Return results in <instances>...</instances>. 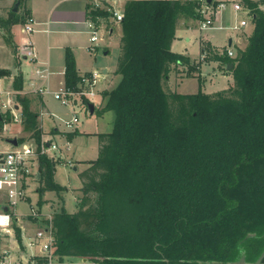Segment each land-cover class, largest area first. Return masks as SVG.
<instances>
[{"label": "trees", "instance_id": "trees-1", "mask_svg": "<svg viewBox=\"0 0 264 264\" xmlns=\"http://www.w3.org/2000/svg\"><path fill=\"white\" fill-rule=\"evenodd\" d=\"M203 2L126 1L119 80L102 92L100 110L114 113L113 128L97 134L98 157L79 173L77 211L66 210V187L55 179L60 158L38 156V205L54 191L61 206L51 218L29 217L51 226L59 254L97 264H236L242 257L254 264L264 251V0H241L254 29L235 57L209 44L201 48L205 61L234 64L233 85L214 93L169 91L165 82L174 68L192 71L201 64L173 51L172 43L180 19H203ZM28 15L12 10L0 16L5 41L18 56L11 27ZM111 17L108 7L87 5V18L97 26ZM83 75L91 72L80 74L67 48L64 86L89 89ZM11 76V69L0 68V78ZM24 80L17 73L14 90H23ZM16 101L25 130L40 147V112L26 94H16ZM11 121L9 111L1 115L0 133ZM15 222L12 214L22 244Z\"/></svg>", "mask_w": 264, "mask_h": 264}, {"label": "crops", "instance_id": "crops-1", "mask_svg": "<svg viewBox=\"0 0 264 264\" xmlns=\"http://www.w3.org/2000/svg\"><path fill=\"white\" fill-rule=\"evenodd\" d=\"M102 6L108 7L111 10H118L123 12L124 5L127 0H100ZM217 4L221 2H226L228 7L217 16L214 22V27L209 29H220V30H229V32L225 38L223 39V43H215L212 38L213 35H207L204 37L201 35L199 40V58L194 59L187 54L191 58L193 62H199L200 64V72L202 63L206 62L205 60H201V48L206 45H211L212 48L219 50L222 52L230 48L236 55L238 49H244L247 46V42L243 40V37L240 35L241 30H246V27L250 26L252 20L249 18L247 11H236L233 7L234 3H241V0H214ZM17 4V10H14ZM92 4V0H0V16L3 18L8 17L10 11H20L24 12L28 11V17H32L35 20L34 31L30 34H26L23 32V24H15L11 27V33L13 36V41L18 48V55L14 52V49L5 41L6 31L0 26V68H8L12 70L11 77H2L0 78V91H9L14 90L13 82L14 76L22 72L24 75V79L26 80L30 74V70L33 68V64H31L23 55H20V50L23 44L27 39H30L33 42V46L35 48L37 54V60L39 63H46L50 66L53 74L50 76L48 85L54 91L58 90L62 86H64V76H65V58H66V49L70 48L74 54L76 59V65L80 74L99 71L102 72L104 78L99 81L95 88L96 95L89 99L88 102L93 103L94 110L93 113L90 112L88 108V103L85 105V109L88 111L90 116L97 115L99 118L104 119L108 114V126L112 130V122L113 119L110 118L111 111H106L104 113H100V110L104 106L102 92L106 89H111L113 87L110 86V80L112 83L116 85L119 80V76L115 74V70L117 67L118 57L120 55V40L122 37V27L120 22L114 21L113 18L110 19L109 24H102L99 27V31H105L106 33L113 34L115 30V26L118 25L120 28L119 38V48H117L113 55H111L112 50L110 48V44L105 37L98 38L96 41H91V33L89 27L87 25V5ZM242 4V3H241ZM247 19L248 25L242 27L238 30L231 28L234 25L239 24L240 20ZM193 21V19H192ZM199 21V29H200V20ZM218 24V25H216ZM220 26L222 28H220ZM185 30H193L192 26H179V21L176 30V38L172 43V50L175 41L182 36L178 35V29ZM208 30V29H205ZM200 31H204L200 29ZM191 38H187V41H190ZM176 52V51H175ZM181 53V52H179ZM207 61H215L220 68L222 63L217 60H207ZM226 67L228 65H225ZM182 67V66H180ZM178 67V68H180ZM221 69V68H220ZM228 70V68H227ZM172 72V71H171ZM226 75H232L231 73H225ZM202 75V73H201ZM170 76V75H169ZM24 80V84H25ZM32 95L30 98L32 99V108L38 112L41 110L46 111L47 114L39 117L40 125L43 128H47V131H43V135L50 137L47 138L50 143H56L58 145V150L51 152V155L54 157H60L62 159L61 163L56 166L55 171V179L56 181L68 188V191H64V201L65 206H67L66 201V193H78V198L80 196L79 189L82 186V182L79 178V173L88 167L89 161L95 160L98 157L99 152V142H98V133L102 132H110L107 129H98L94 132H87L79 130L78 123L73 128H69L65 125L66 118L65 114H68V108H74L80 105L84 109V103H79L75 106H64L58 100H56L51 94L38 95V94H30ZM99 95V100L96 101V97ZM16 96V95H15ZM3 98H6L5 94L2 95ZM13 99V97H10ZM77 113V112H75ZM80 121V120H79ZM18 122L11 121L9 123H5L4 127L8 128L10 124H17ZM105 123V125H106ZM71 134V137L69 136ZM17 139L18 138H12ZM7 140L6 149L2 151L9 150L12 146L11 140ZM90 140L94 143L89 145ZM97 142V144H96ZM19 143V141H18ZM92 149V151L96 152V156L94 158H88L87 153L88 150ZM50 155V156H51ZM66 167H71L77 174L80 185L74 187L69 181L67 183L61 181L58 178V174L62 169ZM34 169H38L35 167ZM39 172V171H38ZM39 178L40 176L37 174L36 177H29L26 186V196L31 197L30 199L25 200L24 198L19 202H25L29 206L38 205L39 193ZM74 190V191H73ZM54 192V191H47ZM47 192L44 194V200L52 199L55 195L51 197H46ZM35 193V194H34ZM8 197L5 190H0V212L7 211L8 208ZM19 205V204H18ZM18 205L15 210L12 211L15 216L16 223L21 227V236L23 239V244L19 245L16 235L11 231L9 233H3L1 238V248H0V264L2 257L4 255V251H7L11 257V264H21V262L25 261V250L24 243L25 237L34 235L35 231L40 227L37 222L32 220L28 215L25 220L22 219L25 216L27 211H19ZM40 206V205H38ZM41 207V206H40ZM43 209H47L42 215L44 218H51V212L55 209L54 204H45L42 207ZM67 209V207H66ZM13 228V227H12Z\"/></svg>", "mask_w": 264, "mask_h": 264}, {"label": "built area", "instance_id": "built-area-1", "mask_svg": "<svg viewBox=\"0 0 264 264\" xmlns=\"http://www.w3.org/2000/svg\"><path fill=\"white\" fill-rule=\"evenodd\" d=\"M92 4L96 7H104L100 0H92ZM228 4L221 2L219 4L208 3L204 0L201 13L203 19L200 20V29H209L214 27V22L217 16L226 9ZM236 11H247L249 18L252 20V13L249 8H246L241 3H234L233 5ZM111 10V9H109ZM124 13L118 10H113V18L116 22L123 20ZM35 20L32 17H28L23 24V32L30 34L34 31ZM87 25L91 33V41L98 39L99 27L91 19H88ZM248 25L247 19L240 20L239 24L232 26L231 28L238 30ZM220 28H222L220 26ZM227 53L231 57H235L236 54L230 49H227ZM20 55H23L31 64L33 68L30 70L28 78L25 80L24 88L21 91H0V117L2 114H6L8 111L13 116L14 122L22 121L21 111L17 102L13 101L10 97L20 94H38L45 95L51 94L56 100H58L64 106H75L82 101V96H85L88 100L92 99L96 95L95 85L101 81L104 76L102 72H91L90 76L83 75V83L89 87V89H83L82 91H72L62 86L58 90L54 91L48 85L50 76L53 74L50 66L46 63H39L37 60V54L33 46V42L27 39L20 50ZM206 54H201V60H205ZM7 95V99H3L2 95ZM75 100H77L75 102ZM47 114L46 111L41 110L39 117ZM79 122L77 113H74L70 120L65 121V125L69 128H73ZM58 150L56 143H50L48 140H42L40 147L34 142L18 143L16 146H12L7 151H0V190H5L8 197V210L0 212V248L1 238L3 233H9L12 231V211L16 209L19 202L26 196V186L28 178L38 174L35 166L38 167V156L40 154L51 155V152ZM25 261L21 264H97V262L91 258L85 256H68L62 255L57 252L55 244V237L52 232L51 226H40L34 233V235L26 236L24 243ZM12 260L7 251H4V255L1 260V264H11Z\"/></svg>", "mask_w": 264, "mask_h": 264}, {"label": "rangeland", "instance_id": "rangeland-1", "mask_svg": "<svg viewBox=\"0 0 264 264\" xmlns=\"http://www.w3.org/2000/svg\"><path fill=\"white\" fill-rule=\"evenodd\" d=\"M187 24V26H192L194 29L193 30H185V29H178V35L182 36L181 38H178L173 46L174 51L176 52H181V53H187L189 54L194 60L198 59L200 54H199V40L201 35L204 37H207V35H213L214 37L212 40L215 43H223V39L225 36L231 32L229 30H220V29H208L204 31H200L199 27V21L193 19H180L179 20V26H184ZM218 25V24H216ZM254 29V24L251 22L250 26L246 27V30H241V36L243 37V40L247 42L248 36L252 33ZM120 28L118 25L115 26V30L113 34L106 33L104 30L99 31L98 38H103L108 40L110 44V48L112 50L111 55H113L114 51L119 48V38L118 35L120 34ZM191 38L190 41H187V38ZM196 63V62H192ZM221 68V69H220ZM220 68L218 67L217 63L215 61H206L202 63L201 67V72H200V66L197 67V70H190L188 66L185 67H180V68H174L172 72L170 73V76L165 82V87L169 91H176L178 93H196L198 90L201 88L202 91L206 93H214L226 88H229L231 85L234 83V78L232 75H226L225 73H230V70H227V67L222 64L220 65ZM202 73V75H201ZM110 86L113 87L115 86L114 83H112V80H110ZM96 86V85H95ZM12 91V90H9ZM27 96L31 97L32 95L26 94ZM7 96V95H6ZM13 101H16V96L13 95ZM3 98V97H2ZM99 95L96 97V101L99 100ZM6 99V98H3ZM86 103H84V109L80 105L76 106L74 108H68V114H65L66 120H70L74 113L77 112V115L79 117V123H78V128L79 130L82 131H87V132H94L97 131L98 129H107V131H112L110 130L111 128L108 126V114L104 119L99 118L96 114L93 116H90L88 111L85 109ZM110 118L114 120V113L111 111ZM106 123V125H105ZM100 127V128H99ZM112 128H113V122H112ZM43 131H47V128H43ZM12 138H18L24 140V142L29 141L32 142L34 141L31 137V133L25 130V126L23 125L22 121L18 122L17 124H10L8 128L4 127L3 131L0 133V151L6 149V143L7 140L12 139ZM49 139L50 137L43 135V139ZM95 145V141L93 142L90 140L89 145L93 144ZM97 144V142H96ZM88 158H94L96 156V152L92 151V149L88 150L87 153ZM53 156V155H51ZM60 158V157H56ZM62 161V159H61ZM36 167V166H35ZM35 177V176H34ZM58 178L67 183L68 181L74 186H79L80 185V180L76 174V172L71 168V167H66L60 171L58 174ZM66 191H68V188H66ZM65 191V192H66ZM74 191V190H73ZM64 193V192H63ZM35 194V193H34ZM55 195L54 192H47L46 197H51ZM78 193H72L68 192L66 193V201H67V211L68 212H75L78 210V202H77V197ZM64 197V196H63ZM31 197H25L24 199H30ZM44 199V198H43ZM45 204H54L55 209L51 212V216L53 215V212L60 208L61 203L60 200L57 196H54L52 199L45 200L44 204L40 207L38 205L34 206H29L25 202L19 203L18 205V210L19 211H27L25 213V216L22 218L25 220V218L28 215H39L43 216L42 214L47 210L43 209L42 207ZM27 219V218H26ZM26 221V220H25ZM16 227H18L21 230V227L15 222ZM12 232L16 235V239L19 243L21 244L18 240V233L15 228H12ZM23 242V239H22ZM23 244V243H22ZM21 244V246H22Z\"/></svg>", "mask_w": 264, "mask_h": 264}, {"label": "water", "instance_id": "water-1", "mask_svg": "<svg viewBox=\"0 0 264 264\" xmlns=\"http://www.w3.org/2000/svg\"><path fill=\"white\" fill-rule=\"evenodd\" d=\"M207 2H208V3H212L213 0H207ZM14 10H17V4H16ZM233 65H234L233 63H230V64L227 66L228 70H230V69L233 67ZM88 108H89L90 112L93 113V110H94V105H93V103L88 102ZM11 144L14 145V146H16V145L18 144V140H17V139H12V140H11ZM263 258H264V251H263V252L261 253V255L258 257V259L254 262V264H262V260H263ZM244 263H245V259H244V257H242L239 261L236 262V264H244Z\"/></svg>", "mask_w": 264, "mask_h": 264}]
</instances>
